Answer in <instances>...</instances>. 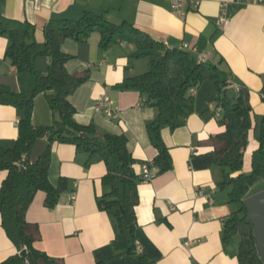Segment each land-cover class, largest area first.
Listing matches in <instances>:
<instances>
[{"label":"crops","instance_id":"1","mask_svg":"<svg viewBox=\"0 0 264 264\" xmlns=\"http://www.w3.org/2000/svg\"><path fill=\"white\" fill-rule=\"evenodd\" d=\"M86 11L101 14L114 24L131 23L169 48H182L196 57L206 54L205 62L228 71L231 83L227 93L233 97L237 87L245 89L255 116L244 156V171L251 170L252 152L258 146L255 130L264 115V0H204L183 15L172 12L168 0H0V14L34 24L39 42L44 41V26L51 19H78ZM220 15L228 20L225 28L219 24ZM100 39L99 33H93L86 42L66 39L62 44V50L72 55L67 71L89 75L70 96L76 107L75 119L81 124L94 123L98 138L105 133L125 134L129 151L138 160L134 168L141 174L142 164L157 155L146 128L157 108L147 103L141 92L114 85L147 71L149 62L146 58L130 60L135 50L130 42L105 49ZM8 44V38L0 36V83L17 89L15 68L5 56ZM48 64L47 57L37 59L43 71ZM100 96L119 107L116 117L95 111ZM194 103L185 124L162 130L173 168L139 183L136 254L129 252L128 238L119 232L113 214L98 207L97 197L104 193L103 159L63 142L52 145L49 179L57 186L60 178H65L67 189L52 208L45 204V192L38 191L26 213L27 221L40 230L35 247L66 264H240L239 236L223 241L225 220L238 204L230 201L227 188L219 186L223 168L211 156V137L225 130L212 81L197 87ZM55 118L46 97L39 94L33 123L50 125ZM18 120L15 107L0 103L2 146H14ZM6 174L0 171V185ZM16 253L0 215V263Z\"/></svg>","mask_w":264,"mask_h":264},{"label":"trees","instance_id":"2","mask_svg":"<svg viewBox=\"0 0 264 264\" xmlns=\"http://www.w3.org/2000/svg\"><path fill=\"white\" fill-rule=\"evenodd\" d=\"M35 30V25L27 20L0 14V36L9 40L5 56L15 68L18 83L17 89L0 83V103L15 107L19 113L18 137L14 146L0 144V171L7 172L0 185L1 225L18 253L0 264H66L35 247L41 238L40 230L37 224L26 219L27 210L38 191L45 192V204L52 208L67 189L65 178H60L57 186L49 179L54 142L71 143L77 149L101 156L106 172L101 178L104 193L97 197L98 207L113 214L119 232L128 238L129 252L137 253L135 209L140 199L139 183L143 182L142 175L134 168L138 160L129 151L125 134L105 133L98 138L94 123H78L76 107L70 101V96L88 80L89 75L67 71L66 64L72 55L62 50V44L66 39L86 42L93 33L100 34L102 48L127 41L135 46L129 55L131 61L148 59L147 71L127 76L114 87L141 92L146 102L157 108L156 117L146 124L150 141L157 149L153 161L147 163L155 168L156 174L173 168L162 130H175L185 124L195 107L190 89L199 87L206 80L213 82L216 99L223 109L225 130L211 137V156L213 162L223 168L219 186L227 188L230 201L238 204V209L225 220L223 241L227 243L239 236V263L264 264L256 246L253 224L247 220L244 201L256 193L251 192L252 186L264 179V115L257 136L258 146L251 156V170L245 172L244 156L250 132L255 128V116L249 99L245 98V89L241 88L233 97L227 93L230 73L220 65L204 60L199 62L191 51L167 47L131 23L114 24L92 11H86L78 19H51L44 26L43 42L35 39ZM39 57L49 59L45 71L37 66ZM39 94H44L57 116L50 125L33 123L35 98ZM262 100L264 102V87ZM38 139L47 142L48 149L33 163L30 155ZM22 250H26L27 257L20 255Z\"/></svg>","mask_w":264,"mask_h":264},{"label":"water","instance_id":"3","mask_svg":"<svg viewBox=\"0 0 264 264\" xmlns=\"http://www.w3.org/2000/svg\"><path fill=\"white\" fill-rule=\"evenodd\" d=\"M248 97V92L245 91L246 100ZM47 149L48 143L38 139L31 151V161L36 163ZM244 201L248 210L247 220L253 224L258 253L264 262V189L248 196ZM20 255L27 257L26 250H22Z\"/></svg>","mask_w":264,"mask_h":264},{"label":"built area","instance_id":"4","mask_svg":"<svg viewBox=\"0 0 264 264\" xmlns=\"http://www.w3.org/2000/svg\"><path fill=\"white\" fill-rule=\"evenodd\" d=\"M168 1L170 2V7H171L172 12L179 14V15H183L187 11L191 9H196L197 7H199L204 0H168ZM219 24L222 26V28H225L228 25V20L224 16L220 15ZM184 47L187 48L186 45ZM204 57H206V54L197 57L198 61L199 62L203 61ZM196 89L197 88L195 87L191 88L190 93L192 95H195ZM237 90H240V87H237ZM94 108L97 113L104 112L105 114L111 117H116L119 112V107L116 106L106 96L98 97ZM141 175L143 177V182H144V181L152 180L157 174H156L155 168L152 165H150L147 162H144L142 164Z\"/></svg>","mask_w":264,"mask_h":264},{"label":"rangeland","instance_id":"5","mask_svg":"<svg viewBox=\"0 0 264 264\" xmlns=\"http://www.w3.org/2000/svg\"><path fill=\"white\" fill-rule=\"evenodd\" d=\"M260 122H261V118H259L258 121V126L255 130V137L257 138V136L259 135V130H260ZM264 187V179H260L258 180L251 188V192H257L259 191L261 188Z\"/></svg>","mask_w":264,"mask_h":264}]
</instances>
